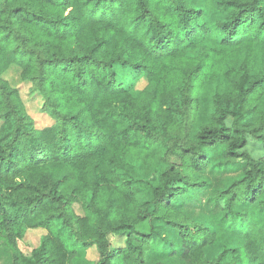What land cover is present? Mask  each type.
<instances>
[{
  "label": "trees",
  "instance_id": "obj_1",
  "mask_svg": "<svg viewBox=\"0 0 264 264\" xmlns=\"http://www.w3.org/2000/svg\"><path fill=\"white\" fill-rule=\"evenodd\" d=\"M196 1L0 0V246L12 264H73L56 224L93 247L90 264H168L149 260L151 218L185 264H264V0ZM12 70L49 125L35 126ZM219 147L242 176L215 192L220 218L198 222L174 199L202 186ZM135 162L159 166L146 189ZM37 228L24 255L16 238Z\"/></svg>",
  "mask_w": 264,
  "mask_h": 264
},
{
  "label": "rangeland",
  "instance_id": "obj_2",
  "mask_svg": "<svg viewBox=\"0 0 264 264\" xmlns=\"http://www.w3.org/2000/svg\"><path fill=\"white\" fill-rule=\"evenodd\" d=\"M194 1L197 2L196 0ZM211 1L212 0H204V2ZM205 6L210 7V5ZM6 78L12 85L18 88L19 94L24 101L27 113L33 119L35 126L42 127L49 125L51 120L45 113L39 111L38 98L29 93V84L21 82L14 70L10 71L6 75ZM127 78H129L128 73L122 75V80L124 82L127 81ZM144 83V79L140 78L136 81L135 88L141 89L144 86ZM221 148L222 147H219L212 152L210 162L206 170L195 176L196 180L203 182L202 186L189 188L186 192L178 195L174 199V205L183 210L195 221L203 222L205 220H209V222L215 223L220 218V210L214 200L215 192L224 189L231 183V181L242 176V162L235 164L221 163V155L219 153ZM133 168L132 174L135 178H137V185H139L140 188L145 189L147 188V185L155 179L159 170V166L156 163H146L141 167L138 162H135V166ZM151 223L161 234L154 236L155 238L151 245V255L149 256L150 262L153 263L160 260L168 264H185L180 256L173 252L172 247H167L166 243L161 240L162 236H166L168 239L173 238V233L161 221L151 218ZM220 225L224 226L225 223L221 222ZM53 231L63 240L65 246L68 248H75L76 254L73 258V264H90L97 259V254L93 247L85 248L75 243V241L67 234L65 229L61 227V225L56 224ZM44 234L45 230L40 228L28 229L24 231L20 237L16 238V245L24 255H29L31 250L39 245L40 238ZM227 239L228 236L224 235V237L217 244L207 249L208 255L213 257L215 253L221 249ZM112 241L122 244L123 238L112 236ZM173 247L179 251V243H176ZM12 262V250L5 245H1L0 264H12Z\"/></svg>",
  "mask_w": 264,
  "mask_h": 264
}]
</instances>
